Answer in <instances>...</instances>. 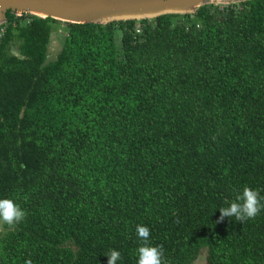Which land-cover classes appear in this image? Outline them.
Returning a JSON list of instances; mask_svg holds the SVG:
<instances>
[{
	"label": "trees",
	"instance_id": "obj_1",
	"mask_svg": "<svg viewBox=\"0 0 264 264\" xmlns=\"http://www.w3.org/2000/svg\"><path fill=\"white\" fill-rule=\"evenodd\" d=\"M0 30V198L26 212L0 264H136L137 224L167 264H264V209L219 211L264 197V0L107 24L8 11Z\"/></svg>",
	"mask_w": 264,
	"mask_h": 264
},
{
	"label": "water",
	"instance_id": "obj_2",
	"mask_svg": "<svg viewBox=\"0 0 264 264\" xmlns=\"http://www.w3.org/2000/svg\"><path fill=\"white\" fill-rule=\"evenodd\" d=\"M235 1L245 0H0V23L5 21L8 11L73 24H107L167 14H193L206 3Z\"/></svg>",
	"mask_w": 264,
	"mask_h": 264
},
{
	"label": "clouds",
	"instance_id": "obj_3",
	"mask_svg": "<svg viewBox=\"0 0 264 264\" xmlns=\"http://www.w3.org/2000/svg\"><path fill=\"white\" fill-rule=\"evenodd\" d=\"M262 200H264V197H261L256 190L244 186L236 195L235 200L229 203V206L219 208L220 219L235 217L236 221L244 222L247 219L255 218L261 209H264V203H261ZM25 217L26 212L13 199L0 198V226L14 227L23 221ZM136 234L141 242L136 249V264H167L163 259V247L150 244V230L147 226L137 224ZM103 255L108 258L107 264H117V261L121 259L120 252L115 249H109ZM24 264H33V262L31 259H27Z\"/></svg>",
	"mask_w": 264,
	"mask_h": 264
},
{
	"label": "rangeland",
	"instance_id": "obj_4",
	"mask_svg": "<svg viewBox=\"0 0 264 264\" xmlns=\"http://www.w3.org/2000/svg\"><path fill=\"white\" fill-rule=\"evenodd\" d=\"M240 1H235L234 3H229V4H237ZM206 4H212L213 7H217V8H224L226 5L225 3H218V2H214V3H206ZM16 16H20L19 14H15ZM151 20V19H148ZM27 19H22L20 23L24 24L25 22H27ZM5 23V21H2L0 23V25H3ZM65 30L62 26L56 27L52 36H51V41L50 44L48 46V51H47V59L48 61H52L55 59L56 55L59 53V51L61 50L62 47V43H63V38L65 35ZM120 42V37L119 34L117 36V43ZM14 52L17 54V49L16 47L14 48ZM2 230V227L0 226V232ZM193 264H205V251L203 250L201 252V254L199 255V257L197 258V260L193 263Z\"/></svg>",
	"mask_w": 264,
	"mask_h": 264
},
{
	"label": "built area",
	"instance_id": "obj_5",
	"mask_svg": "<svg viewBox=\"0 0 264 264\" xmlns=\"http://www.w3.org/2000/svg\"><path fill=\"white\" fill-rule=\"evenodd\" d=\"M2 32V30H0V33ZM140 32V25L137 26V33Z\"/></svg>",
	"mask_w": 264,
	"mask_h": 264
}]
</instances>
